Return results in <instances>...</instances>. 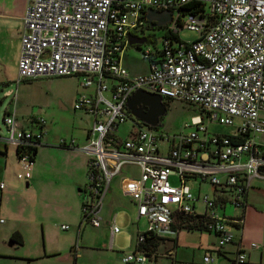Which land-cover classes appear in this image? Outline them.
I'll return each mask as SVG.
<instances>
[{"label": "built area", "instance_id": "obj_1", "mask_svg": "<svg viewBox=\"0 0 264 264\" xmlns=\"http://www.w3.org/2000/svg\"><path fill=\"white\" fill-rule=\"evenodd\" d=\"M190 1L203 2L207 9L202 13L179 9ZM149 8L170 10L171 15L159 27L164 31L161 47L140 48L148 71L132 74L120 56L129 33L148 29ZM23 21L17 81L77 75L82 86H94L92 94H82L73 103L74 109L94 116L88 141L80 148L90 155L82 220L100 224L110 179L123 165L136 164L140 173L124 183V190L135 202L138 216L146 219V231L160 235L176 224L178 215L202 214L210 219L208 228L217 238L214 249L220 253L233 241L235 225L243 218L218 214V204L229 200L244 209L250 179L264 177V146L254 139V134L264 133V117L259 114L264 110V0H27ZM182 28L194 30L197 37L181 39ZM137 89L198 104L210 120L236 129L208 135L203 117L196 115L195 130L164 138L154 126H139L130 118L135 116L126 102ZM127 119L133 127L121 137L117 130ZM3 122L8 129L5 141L16 146L21 163L17 176L27 178L32 148L43 135V120L37 121L36 130L18 129L13 114H4ZM244 134L247 137L241 141L231 140L230 135ZM164 139L161 149L159 141ZM172 175H178L180 182L173 183ZM199 177L210 181L212 195L194 194L189 181ZM196 201L202 204L200 213L195 212ZM118 230L112 225V232ZM143 239L140 233L136 242ZM250 245L258 246L254 241ZM214 249L205 250V264H218ZM153 256L136 248L124 252L122 260L158 264ZM245 258L238 245L228 264Z\"/></svg>", "mask_w": 264, "mask_h": 264}, {"label": "crops", "instance_id": "obj_2", "mask_svg": "<svg viewBox=\"0 0 264 264\" xmlns=\"http://www.w3.org/2000/svg\"><path fill=\"white\" fill-rule=\"evenodd\" d=\"M26 2L27 0H0V63L12 48L16 60V70L21 50L20 35L24 25L23 17L26 10ZM147 13L148 11L146 12V16ZM155 16H157L156 13H154ZM152 22H155V19ZM159 27H152L148 22V29L139 31L138 34H133L138 37H145L146 41L143 43L135 42L132 46L138 50L149 46L147 43L152 41L147 38L152 37L151 31ZM129 45L128 43L120 56L121 63L132 74L147 72L149 69L148 61L143 57L145 65L142 68L132 65L130 61L131 54L127 52ZM46 77L38 76L24 80H38V78H41L38 80L41 81L48 78ZM81 80L82 77L77 76V82L71 89L47 86L46 84L43 89V92L46 94L45 107L39 109V113L42 116L28 117L26 120L31 123L26 125L23 124V118H19L17 112L16 103L19 94L18 84L20 82L17 81V77L15 80L17 84L15 91L12 88L4 91V96H10V105L5 108L4 114L14 115L15 125L18 129L36 130L38 127L37 121L42 119L43 135L40 143L36 146L35 152H33L30 175L27 178L18 177L17 174H14V172L17 173L22 169L17 156V148L14 144L5 141V137L0 135V162L3 161V165H0V181L4 183V186L0 188V214L4 202L13 198L15 188L23 186L22 180H25V186L31 190V193L24 194L21 196V199L16 198V208L5 209L8 223L5 224L3 220L1 221L3 224H0V238H3L2 243H0V264H120V262L122 264H137L122 260L124 252L136 249L137 237L140 233L146 231L147 226L146 219L138 216L135 202L124 190V183L131 178L138 177L140 173V169L136 164L123 165L120 172L116 174L118 175V179L114 180L116 175L110 179L102 200L100 224L95 226L82 220L81 206L84 200V193L82 191L88 180L87 171L90 155L80 148L88 141L89 130L94 122V116L90 114L92 118L88 120L87 115L82 114L85 111L74 109L73 103L82 94H92L94 86L84 87L81 85ZM0 82L5 84V81L0 80ZM108 82L110 81L108 80ZM105 94L109 95V92L106 91ZM67 97L72 100V108L75 112L77 113L79 110L78 123L72 127L73 129L65 131V136L59 138L55 136L54 140H52L53 134H51L49 128H46L47 119L54 121L58 117L63 116L61 115V111L56 108L55 102L58 101L60 107L65 108L61 100H65ZM259 114L264 117V110L260 111ZM254 139L259 145L264 146V133L254 134ZM49 150H52V155L49 153ZM59 150L66 152L69 159L67 166L71 169V176L64 181L51 176V180L47 181L50 176L43 174V170L47 165L41 158L43 157V153L48 152L51 156L49 163L59 170L60 166L54 160L55 155L61 154ZM34 160H38V162L34 171L31 172ZM125 166L135 167V170L131 171L129 175H123L122 169ZM197 185L198 188L201 187V183H197ZM75 190H77V194ZM211 190H213V186ZM199 193L201 192L198 190L196 194ZM244 198L246 202L245 208L242 211L236 210L232 215L224 213L225 205L220 206L221 204H218L216 208L218 214L233 217L241 216L243 218L240 228H235L233 241L228 243L229 247L226 244L221 248L222 252L220 251L216 255L214 261L218 264L232 263L234 259V256L231 255L233 253L232 249H234L235 253L238 245L243 248L246 254L245 261L239 264H264V177H252L250 179ZM53 204L55 208L57 207L56 209H54ZM50 205L52 206L49 207ZM117 211L122 212L121 225L129 231L130 239L133 241L130 249L120 250L122 252L120 255L114 253L112 240L113 235L116 233L112 232V225H116ZM52 224H56L57 227L59 226L63 229L60 236L55 237V233H53V229L51 228ZM62 224H66L68 227L62 228ZM39 226L41 228L40 236L38 231ZM104 228L107 230H103ZM165 230L175 231L172 228ZM179 230L175 231V237H172L170 234L160 233V236L164 237L165 240L161 241L157 247L156 262L158 264H162L159 262V258L162 256L171 259V264H178L176 262L177 246L178 237L181 234ZM207 232H211L215 238L212 236L203 240V236H199L197 245L198 247L202 246L200 247V249H203L202 255L206 249L213 250L217 241L215 233L212 231ZM103 233L110 234L108 248L106 241H102ZM78 234L82 245L76 248L73 243L76 244L78 242ZM173 238L176 239L174 247L170 240ZM110 240H112V245H110ZM252 241L256 242L258 246H251L250 243ZM72 248H74V253H71ZM106 251L112 253L105 255L104 252ZM169 251H172V253L168 254ZM217 256L220 257L219 262L216 260ZM113 257H117L118 262Z\"/></svg>", "mask_w": 264, "mask_h": 264}, {"label": "rangeland", "instance_id": "obj_3", "mask_svg": "<svg viewBox=\"0 0 264 264\" xmlns=\"http://www.w3.org/2000/svg\"><path fill=\"white\" fill-rule=\"evenodd\" d=\"M151 33H152V38L154 41L148 42L147 44L151 47L154 44L157 47H161L160 38L164 34L163 29L155 28L153 29V31H151ZM179 36L183 40H194L197 37V33L194 30H191L188 28H182L179 31ZM127 52L131 54L130 61L132 62L133 66L142 68L145 65V61L142 58L143 55L141 51L138 50L136 47L129 45L127 48ZM16 72L17 70H16L15 55H14V51L11 48L9 51V54L0 63V80L5 81V84L0 82V135L4 137L8 136V129L5 123L3 122V115H4L5 108L10 105L9 103L10 96H4V91L9 88L14 89L15 91V88L17 86L16 81H15L17 77ZM47 77H46L47 79H43L41 81H38V80H40L42 77L38 78V80H27V81L22 80L18 84L19 94L17 97L16 106H17V112L19 114V118L21 119L23 118L22 122L24 125L31 123L30 121L26 120L28 119V117L42 116V114L39 113V109H42L45 107L44 105L46 101L45 100L46 94L43 92V89L46 86V84L47 86H56V87L63 88V89H71V87H73V85H75L77 82L76 75L47 76ZM33 91H36V92H33ZM68 99L69 98L67 97L65 100L64 99L61 100L65 108L60 107L58 101L55 102L56 108H58L61 111L62 113L61 115L63 116L58 117V119L54 121L46 118L47 119L46 128H49L51 134H53L52 140H54L55 136L58 138L65 136L66 134L65 131L73 129L72 127L78 123L77 120L79 119V115H78L79 110L76 113L75 110L72 108V103H73L72 100L70 99L68 100ZM162 104L165 110L159 116L160 117L159 123L155 129L158 133L162 134L164 138L167 136H171L173 134H179V133L189 134L192 130H195L196 126L195 124H193V122L195 121L194 116L196 115L203 117V124L204 126L207 127L208 135H213L216 133L229 134L236 129V125L220 123L217 120H210L206 116L205 113H202L200 111V107L198 104H191V103H188L180 99H176V98L174 99L163 98ZM85 113H82V114L87 115L88 120H90V118H92L91 115L88 113L86 114ZM186 122H191L192 124H190L189 126H185L184 124ZM132 124L133 123L131 120L129 119L125 120L119 125L117 134L121 137H125L128 134L129 130L133 127ZM199 133L200 135H203L204 132L202 130H199ZM159 144H160V148L163 149L164 146L166 145L165 139L160 140ZM51 151L52 150H49L50 154H51ZM59 151H61V154L55 155L54 157V160L60 166L59 170L55 169L49 163L51 160V156L48 154V152L43 153V157L41 158V160L46 162V165H47V167H45L43 170V174L45 176H50L47 181L51 180L52 178L51 176L57 179H60L62 181L69 179L71 176L70 175L71 169L67 166V162L69 161V159L66 155V152L62 150H59ZM40 155H41V152H40ZM37 162L38 160H34V163L31 167V172L34 171ZM0 165H3V161L0 162ZM133 170H135V167L125 166L123 167L122 172L124 173L123 175H129L130 172ZM14 174L16 175L17 173L14 172ZM117 176L118 175H116L114 180L118 179ZM24 181L25 180H22V185H23L22 187L19 186L15 188V193H14L13 198L6 200L4 204L2 205L1 207L2 212L0 214V218H2V220H0V224H3V222H1L3 220L5 221V224L8 223L7 222L8 217L5 215V209L16 208L17 207L15 203V201H17L16 198L21 199V196H23L24 194L31 193V190L29 189V187L25 186ZM171 181L173 183H179L180 180H179L178 175L171 176ZM197 183H201V187L198 188ZM189 185L195 194L198 192V190L202 194L204 193H209L210 195L213 194V190H211L212 185L209 180L202 181L199 177L195 180L194 179L190 180ZM75 191L77 194V190ZM54 204H53V207L54 209H56L57 207L55 208ZM51 206L52 205H50L49 207ZM202 210H203L202 204L199 201H196L195 212L200 213ZM236 210L242 211L241 208L234 206L233 203H231L229 200L225 203L224 213L226 215H232ZM113 211H116V210H113ZM121 217H122V212L117 211L115 224L120 228V230L113 235V239L111 238L113 240V247H114L113 250L115 251L114 253H117L119 255L122 254L120 250L130 249L133 245V241H131L130 239L129 231L121 225ZM51 228L53 229V233H55V237L60 236L61 231L63 230L59 226L57 227L56 224H52ZM103 230L106 231L107 229L104 228ZM38 231H39V236H40L41 235L40 226L38 228ZM179 231H181V234H180L181 236L179 235L178 237L179 241H178V246H177V261L176 262L178 264H205L203 262V255H202L203 249H200V247L202 246L198 247L197 245V242H199V236H203V240L208 239L209 237H212V236L215 238V236L211 232L208 233L207 231H202V232L197 231V230L187 231L183 228H181ZM162 233L170 234L172 235V237L176 236L175 231L165 230V231H162ZM39 238L42 240L41 237ZM2 239L3 238L1 237L0 243H2ZM109 239H110V234L103 233L102 241L103 242L104 240L106 241L107 248H108ZM112 240H110L111 241L110 245H112ZM73 244L75 245L76 248L81 247L82 244H81L79 234H78V242L76 244L75 243ZM227 247H229V244L227 245ZM113 250H110V251H113ZM232 250H233V253H231V255L234 256L235 255L234 249ZM71 253H74V248H72ZM107 253H112V252H109V251L104 252L105 255ZM214 255H217L215 249H214ZM113 259L116 262H118L117 257H113ZM216 260L217 262H219L218 260H220V257L217 256ZM119 261H120V257H119ZM159 262H161L162 264H171L172 261L171 259L165 256H162L161 258H159ZM120 264H122V262H120Z\"/></svg>", "mask_w": 264, "mask_h": 264}, {"label": "water", "instance_id": "obj_4", "mask_svg": "<svg viewBox=\"0 0 264 264\" xmlns=\"http://www.w3.org/2000/svg\"><path fill=\"white\" fill-rule=\"evenodd\" d=\"M154 13L157 16L154 17ZM171 11H158L154 8H149L147 17L149 24L153 26L164 25L170 18ZM155 19V22L152 20ZM128 43H143L146 41L145 37H138L133 34L127 35ZM162 95L159 93L148 92L143 89H137L127 99L126 106L130 113L133 114L140 121L145 122L147 125L156 126L159 116L164 112L165 108L162 104Z\"/></svg>", "mask_w": 264, "mask_h": 264}, {"label": "trees", "instance_id": "obj_5", "mask_svg": "<svg viewBox=\"0 0 264 264\" xmlns=\"http://www.w3.org/2000/svg\"><path fill=\"white\" fill-rule=\"evenodd\" d=\"M182 11H188V12H204L207 9V6L203 2L198 1H190L188 3H185L184 5L179 7ZM162 28V27H161ZM147 39H150L151 41H154L153 38L149 37ZM170 99V98H166ZM231 140L237 141V140H243L245 137H247V134L244 135H230ZM36 147L32 148V158H33V152H35ZM210 222V219L202 214L197 213H189V214H180L176 218V224H173L171 228L173 230L177 229H187V230H198V231H210L208 228V223ZM241 225L236 224L235 227L240 228ZM144 239L141 242H136L135 247L138 250H141L145 252L147 255H154V260L156 261V254H157V247L161 243V241H164L165 238L160 236L159 234L152 232V231H145L143 232ZM13 238V237H12ZM172 241V246L174 247L176 245V239H170ZM173 249V248H172ZM221 251V250H220ZM222 252V251H221ZM75 264V263H74Z\"/></svg>", "mask_w": 264, "mask_h": 264}, {"label": "flooded vegetation", "instance_id": "obj_6", "mask_svg": "<svg viewBox=\"0 0 264 264\" xmlns=\"http://www.w3.org/2000/svg\"><path fill=\"white\" fill-rule=\"evenodd\" d=\"M158 27V26H157ZM130 118H133L134 120H135V122H136V125H139V126H145V122H143V121H140L138 118H136V117H133L132 115H130ZM160 118V117H159ZM158 123H159V120H158Z\"/></svg>", "mask_w": 264, "mask_h": 264}]
</instances>
